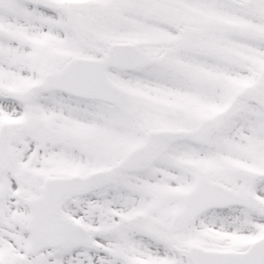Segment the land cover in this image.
Masks as SVG:
<instances>
[{
  "label": "snow or ice",
  "instance_id": "snow-or-ice-1",
  "mask_svg": "<svg viewBox=\"0 0 264 264\" xmlns=\"http://www.w3.org/2000/svg\"><path fill=\"white\" fill-rule=\"evenodd\" d=\"M0 264H264V0H0Z\"/></svg>",
  "mask_w": 264,
  "mask_h": 264
}]
</instances>
